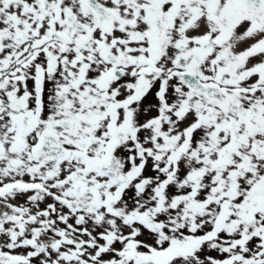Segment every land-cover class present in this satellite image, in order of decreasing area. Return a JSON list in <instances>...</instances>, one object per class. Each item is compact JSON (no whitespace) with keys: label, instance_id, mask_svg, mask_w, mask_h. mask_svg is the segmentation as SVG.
<instances>
[{"label":"snow or ice","instance_id":"1","mask_svg":"<svg viewBox=\"0 0 264 264\" xmlns=\"http://www.w3.org/2000/svg\"><path fill=\"white\" fill-rule=\"evenodd\" d=\"M0 264H264V0H0Z\"/></svg>","mask_w":264,"mask_h":264}]
</instances>
